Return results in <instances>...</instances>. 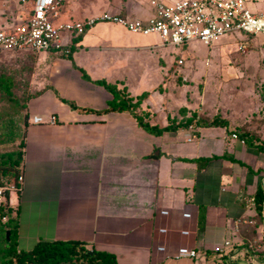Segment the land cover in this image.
Wrapping results in <instances>:
<instances>
[{"label":"crops","instance_id":"obj_1","mask_svg":"<svg viewBox=\"0 0 264 264\" xmlns=\"http://www.w3.org/2000/svg\"><path fill=\"white\" fill-rule=\"evenodd\" d=\"M249 4L264 10L257 0ZM70 5L63 10L77 19L106 12L85 15ZM132 34L98 22L78 36L64 34L63 42L92 80L105 79L133 97L147 92L139 110L150 124L165 127L195 112L197 118L219 115L227 125L192 122L191 128L149 133L128 112L98 113L111 93L86 80L69 58L36 53L30 83L43 92L27 102L22 182L11 199L19 203L18 248L31 249L39 239L79 240L112 253L118 264H264V97L257 88L264 75L245 77L251 92L237 80L229 97L189 94L187 78L174 71L179 51H160L168 45L156 34L142 35L153 36V43ZM169 54L175 55L171 63ZM137 58L143 63H134ZM150 75L152 83H145ZM67 100L93 112L71 108ZM33 115L56 120L32 123ZM241 131L260 146L241 142ZM206 157L213 158L200 168L196 160ZM183 246L196 256L176 257Z\"/></svg>","mask_w":264,"mask_h":264},{"label":"built area","instance_id":"obj_2","mask_svg":"<svg viewBox=\"0 0 264 264\" xmlns=\"http://www.w3.org/2000/svg\"><path fill=\"white\" fill-rule=\"evenodd\" d=\"M67 2L31 0L27 14L0 28V51L38 53L53 50L62 55L68 54L70 46L63 42L64 34L78 36L98 22L115 23L135 34H156L161 45L168 46H180L191 41L207 46L222 36L237 32L264 37V10L254 11L250 7V0H151L152 14L145 19L111 12H102L84 19L72 18L63 10ZM177 64L182 65L183 59L179 58ZM55 120L54 115H33L31 118L32 123L39 124H53ZM232 137L237 138L236 133H232ZM240 141L244 142L243 139ZM19 181L22 182V176ZM20 187L6 186L0 182V207L5 201V191L15 192ZM253 200L248 198L247 204L250 205ZM161 213L166 215L168 211L162 210ZM183 217L189 218L190 214L183 213ZM240 221L254 223L243 219L237 222ZM159 231L166 232V228H160ZM181 233L187 235L189 231L181 230ZM224 245H229V241H224ZM158 249L164 250V246ZM195 256L196 250L185 246L179 247L176 253V257Z\"/></svg>","mask_w":264,"mask_h":264},{"label":"trees","instance_id":"obj_3","mask_svg":"<svg viewBox=\"0 0 264 264\" xmlns=\"http://www.w3.org/2000/svg\"><path fill=\"white\" fill-rule=\"evenodd\" d=\"M252 37L254 35L245 34V37H240L239 40L247 43ZM187 44L183 43L178 47L186 48ZM15 52L16 54H21L22 58L28 60L29 63H32L31 67L33 68V61L37 52ZM0 53L6 52L0 51ZM63 55L71 60L70 53ZM182 59L184 60V58ZM72 65L81 72L86 80L102 85L111 93L112 98L107 102V107L97 111L98 113L111 111L128 112L135 118L137 124L149 133L159 135L165 130L188 127L192 122L198 126L227 125L219 115H215L212 118L206 116L197 118L195 112H192L189 117L183 118L176 123L170 121L165 127L150 124L147 119L149 115L139 110L140 104L147 95V92L136 97L130 96L125 91V88H119L115 84L107 82L105 79L92 80L82 67L77 66L73 61ZM32 68L29 69V83L33 72ZM13 85L11 76L8 73L5 74L0 71V104H2L0 108V145L10 144L13 146L11 149L0 151V182L6 186L16 185L20 187L19 177L22 174L25 127L28 119L27 102L30 98L41 94L43 89L36 90L32 88L30 83L27 96L18 97L13 92ZM258 85H260L258 93L264 97V83ZM65 102L71 108L84 112H93L89 108L77 107L72 101L67 100ZM239 136L250 145L256 144L254 142L256 140L255 135L247 131H241ZM256 145L260 146V144ZM213 157L200 158L196 162L202 168ZM11 193L8 190L5 191V201L0 207V264H62L65 262L73 264H118L112 253L99 251L94 248L90 249L85 242L79 240L39 239L31 249H19L17 246L19 203L11 201ZM13 193H16L17 197L19 196V190ZM260 194L261 192L258 191L255 197L257 207H260L262 200ZM7 231H9L8 240L6 239Z\"/></svg>","mask_w":264,"mask_h":264},{"label":"rangeland","instance_id":"obj_4","mask_svg":"<svg viewBox=\"0 0 264 264\" xmlns=\"http://www.w3.org/2000/svg\"><path fill=\"white\" fill-rule=\"evenodd\" d=\"M68 1L69 5L71 1L73 2L72 6L70 5V9L73 10L76 7L77 10L81 9V11H84L85 15L104 10L131 18L144 14L141 16L144 19L152 14V11L150 15L147 12L150 9L151 0ZM257 1L261 4L258 8L264 9L263 1ZM30 3L31 0H0V28L18 21L21 15L27 14L30 9ZM132 35L136 36L135 38L140 42L153 43L155 41L153 36ZM240 37H245V34L237 32L232 35L222 36L207 46L198 41H191L186 48L170 45L158 49L164 53H178L179 51L174 60V71L180 77L187 78L188 87L186 90H188L189 94L199 90L209 99L218 98L222 94L229 97L232 90H234L233 88L236 87L235 83L237 80L243 82L244 91L251 92L252 84H249L245 77H253L259 71L264 75V37L254 36L247 43H241ZM240 47L242 48L240 49ZM5 52L0 53V71L11 76L14 83L13 92L18 97L27 96L30 84L29 69L32 68V63H29L28 60L22 58L21 54H16L14 51ZM56 54L58 53L56 52ZM174 56H171V54L167 55L168 63L172 62ZM179 58H184L182 65L176 62ZM134 63H143V60L137 58L136 60L134 59ZM152 76H146L145 83L151 84L153 81ZM242 77L246 81H240ZM244 83H247V85ZM231 87L233 88L231 89ZM257 88L259 89L260 85ZM1 107L2 104H0ZM12 147L10 144H1L0 151L11 149ZM16 198V193L12 192L11 199L14 200Z\"/></svg>","mask_w":264,"mask_h":264},{"label":"water","instance_id":"obj_5","mask_svg":"<svg viewBox=\"0 0 264 264\" xmlns=\"http://www.w3.org/2000/svg\"><path fill=\"white\" fill-rule=\"evenodd\" d=\"M6 239H9V231L6 232Z\"/></svg>","mask_w":264,"mask_h":264}]
</instances>
